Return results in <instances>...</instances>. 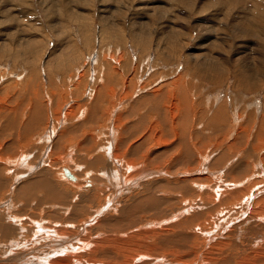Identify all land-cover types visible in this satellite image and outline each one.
<instances>
[{
	"label": "rangeland",
	"instance_id": "374dc122",
	"mask_svg": "<svg viewBox=\"0 0 264 264\" xmlns=\"http://www.w3.org/2000/svg\"><path fill=\"white\" fill-rule=\"evenodd\" d=\"M242 60L246 62L242 63ZM177 84L184 90V96L189 102L186 105L190 107V114L185 117L187 133L183 130L184 135L179 132L180 115L171 112L173 102L177 101V97L181 98ZM0 89V94L3 92V95H0L2 101L0 106L4 104L0 112L3 111L0 114L3 115L0 116V141L2 140L0 214L3 216H0L6 218L3 223L16 225L19 227L16 229L21 230L8 240L14 241L25 237L28 240H24L25 244L30 243L33 244L32 247H37L38 244L50 242V239L52 241L55 238L54 225L56 227L60 225V228L57 227L59 229H65L67 226L74 228L77 226V229L80 226L85 229L94 227L98 220L113 215L116 208L125 203L127 195L128 199L132 197V192L126 191L127 188L133 186L132 188L136 189L138 183L147 181L143 179L148 177L142 174L147 172V168L144 169L147 162L145 159L157 156L161 162L165 160V164L159 168L163 171L161 176L164 178L173 182L185 177L201 178L196 183L209 186L203 190L204 185H200V189L204 193L206 191L202 198L212 197L215 192L212 186L223 180L242 178L240 180L242 182L249 178L252 183L246 181V185L243 184L239 189L236 187L237 190L234 188L237 192L246 189L244 194H240L242 204L241 202L239 204L240 198L236 196L222 208L201 210L197 207L200 201L197 196L193 198L189 195L183 197L184 200L181 199L182 203L188 202L186 207H181V201L176 197L174 206L169 205L172 204L170 202L167 203L164 208L170 206L172 208H169L171 212H167L164 220L167 219V222L171 223L181 218L184 219L183 223L186 226L182 232H176L181 235L179 239H172L170 242L162 240V244H157V247L164 249L160 248L159 254H152L155 258L156 256L163 259L173 258L171 252L174 249H187L188 246H193L201 247V253L197 252L183 258H187L189 262L195 258L192 264H216L206 259L204 251L209 248L207 245L204 247L205 250L201 251L206 241L209 244L216 242L213 245L219 243L226 245L230 241L246 247L248 245L253 247L258 242L261 244L255 247L262 245L260 239L263 237L259 239L262 234L260 222L252 224L248 229L244 221L252 214L251 212L260 209V203L255 204V200L263 194L259 186L263 181L259 165L264 153L254 139L247 141L245 138L243 142H235V139L238 134L247 131L253 136L255 127L259 125V118L264 114V0H0ZM31 93L37 94L36 98L40 97L39 100L37 98L40 105L37 104L39 106L29 112L34 106ZM158 95L162 98L167 97L168 106L172 103L167 107L166 116L160 114L163 116V122L170 121L167 129L171 137H166L169 138L170 147L174 144L172 148H176V150L171 148L174 152L170 151L165 155L160 152V148H164L163 145L153 143L155 135H161L162 126L158 115L147 114L151 104L147 102L136 109L133 108L139 100L147 101L149 97L154 98ZM5 108L9 112L5 113ZM176 108H180V105H176ZM6 109L5 111H8ZM219 109L221 111L218 112ZM219 113L222 114V119L216 126L213 117L217 120ZM140 116L143 117V121H140V118L142 119ZM32 118V127L29 125L26 129L28 132L22 133L23 124ZM138 120L145 123V127L141 126L137 132L129 129V126ZM152 123L155 126L152 140L147 141L136 156H130L128 151L140 142L139 140L144 137L145 128ZM26 130L24 129V132ZM62 131L69 133L65 134L63 142L55 144ZM179 138L183 141L188 139L186 140L188 143L184 141L187 145L182 141L178 146ZM119 141H123V147ZM186 146L189 160H183L187 169L183 168L182 171L176 160L178 156L184 155ZM115 149L120 150L119 154ZM157 150L159 152H156ZM145 153L146 157L142 160ZM221 157L222 160L217 163ZM96 158L101 161L98 162ZM194 160L196 164L191 162ZM127 161L132 163L141 161L139 163L143 165L136 164L135 168L128 166L127 169ZM257 162L259 167L255 165ZM88 164L90 167H87ZM171 164L178 168L173 169L175 173H168L165 177L164 170ZM61 165L71 167L70 170L80 174L79 179L88 177L94 186L90 189H77L68 184L70 182L67 179L65 182L62 177ZM137 166L140 168H136ZM241 167H244V170ZM47 169L50 174L48 178L50 177V180L52 178V183L55 184V188L58 187V191L67 195L64 198L67 202L41 204L31 202L32 204L25 205L24 199L15 196L19 186L36 178L35 176L38 177L40 170ZM97 172L99 173L97 178L105 179H99V182L92 180V176L97 175ZM105 180L106 183L109 182L108 186L103 182ZM96 188L101 189L100 192L104 190L109 192L96 191L97 202L88 203L89 205L85 203L86 206L83 204V207H88L87 211L84 210V215L71 216L69 213L76 208L72 206L78 203V197ZM178 191V188L168 189V195L173 196L172 193H176L181 196ZM110 194L112 197H109ZM102 200H105L103 203L107 205L104 206ZM98 202L101 203L100 206ZM176 202L180 205L176 206ZM54 209L62 214L56 216L61 221L56 217L55 220L47 216L49 213L47 211L52 213ZM180 209L186 213L180 216L181 213L177 212L175 220L170 221L171 213L174 214ZM57 210L55 212H58ZM198 210L202 213L199 214ZM151 215L145 214L142 223L154 222L155 219ZM237 216L239 221L237 218L234 220ZM66 218L69 219L68 222ZM40 225L42 228L45 227L44 230L39 229ZM49 226L51 231L48 230ZM140 227L143 226L137 228ZM137 228L131 229V232L138 230ZM36 229L38 235L35 233ZM195 230L198 232L195 233ZM103 233H100L104 235L103 237L110 235L104 231ZM100 234L91 240L100 239ZM191 235H196L197 238L194 239ZM8 240H4L0 235V246ZM35 241L38 244L33 243ZM258 249L241 250L240 252L246 253L239 259H247V264H258L250 263L252 259H256L254 252ZM238 253L235 251L234 255L239 256ZM136 261L138 262V257ZM7 262L9 261L3 258L0 260V264Z\"/></svg>",
	"mask_w": 264,
	"mask_h": 264
},
{
	"label": "bare ground",
	"instance_id": "6f19581e",
	"mask_svg": "<svg viewBox=\"0 0 264 264\" xmlns=\"http://www.w3.org/2000/svg\"><path fill=\"white\" fill-rule=\"evenodd\" d=\"M241 61V60H240ZM243 62H246V60H242V63ZM21 80V79H20ZM178 87H177V90L179 91L178 94H180L181 98H178L177 97V101L176 102H173L172 104V109H171V112L172 113H178L180 116H179V125H180V129H179V132L181 135H184V131L187 133V120H185V117L188 116V114H190V107L188 106L189 102L188 100H186V97L184 96V93L181 88H180V84H177ZM8 87V86H7ZM7 89V88H6ZM251 89V88H250ZM1 90V89H0ZM9 90H10V87H9ZM4 91V90H3ZM6 91V90H5ZM38 91V90H37ZM5 93V92H4ZM35 93V92H34ZM38 93V92H37ZM11 94V93H10ZM32 94V93H31ZM0 95H3V92L1 91V94ZM34 95V97H33ZM37 95V94H36ZM36 95L35 94H32V98L31 100L33 101V105L31 107V110L29 112H32L34 111V108H37L40 103H39V98L37 100L36 98ZM40 95V93L38 94ZM9 96V95H8ZM42 96V95H41ZM6 97V96H4ZM14 98V97H12ZM17 98V97H16ZM6 100V99H4ZM3 100V101H4ZM13 100V99H12ZM44 100V99H43ZM167 97L166 98H162V96H155L154 98L152 97H149L147 101H144V100H139L138 103L135 104V106L133 107L134 109H136L138 106L140 105H143L145 103H150L151 104V108L147 111V114L150 115L152 113H154L156 116L158 115L159 118H160V126H162V131H161V135L158 136V135H155V141L153 142L154 144H157V145H163L164 148H160V152L161 153H164L167 154V152L169 153L170 151H173L171 150V148L173 147H170V143L167 139V137H171L170 135H168V129H167V126L169 124L168 121H162V117L160 116V114H165V116L167 115V107L171 106V104L168 106V103L166 104V101H167ZM0 101H1V98H0ZM29 101V100H28ZM187 101V102H186ZM2 102V101H1ZM23 102V101H22ZM7 103V102H6ZM36 103V104H35ZM183 103V104H182ZM186 103H188L186 105ZM8 104V103H7ZM32 104V103H31ZM39 104V105H37ZM4 105V104H3ZM3 105L0 106V112L1 110L3 109ZM10 105V104H9ZM19 105V104H18ZM176 105H180V108H176ZM186 106V107H183V106ZM6 106V105H5ZM29 106V105H28ZM6 109V108H5ZM4 109V112H9L8 111H5ZM30 109V108H29ZM193 110V109H192ZM14 111V110H12ZM221 111V109L218 110V112ZM16 112V111H15ZM21 112V111H20ZM134 112V111H133ZM160 112V113H159ZM200 112V111H199ZM3 113V111H2ZM0 113V114H2ZM11 113V112H10ZM9 113V114H10ZM202 113V112H201ZM12 114V113H11ZM10 114V115H11ZM136 114H139V113H136ZM170 114V112H169ZM204 114V112H203ZM216 114V113H215ZM122 115V114H121ZM177 115V114H176ZM176 115H175V118H176ZM224 115V114H223ZM0 116H3V115H0ZM37 116V115H36ZM8 117V116H7ZM7 117H4V118H7ZM142 117V116H140ZM222 114L219 113V116L217 117V120L213 117V121L214 123L217 124L219 123V120L222 119ZM145 119V118H144ZM169 119H171V116L169 117ZM174 119V118H173ZM172 119V120H173ZM177 119V118H176ZM143 121V117L142 119L140 118V121ZM164 120H165V117H164ZM167 120V119H166ZM175 120V119H174ZM139 120L137 122H134L131 126H129V129L132 128L134 131L136 130V132L139 130V128H141V126L145 127V123L143 122H140ZM147 121V120H146ZM29 123V124H28ZM33 123V118L32 120L30 121H27L23 124V128H22V133H26L28 132L26 129H28L29 125L31 126ZM150 124V122H149ZM171 124V123H170ZM174 124V122H173ZM172 124V126H173ZM177 124V123H176ZM258 126L255 127V130H254V134L253 136H251L252 133H250V131H247V133H242V134H238V136L236 137L235 139V142H243V140L245 138H247V141H252L254 139V141L257 143L258 142V146L259 148H261V150L263 151L264 153V114H262V116L259 118V121H258ZM149 126V125H148ZM175 126V125H174ZM174 129H176V127H174ZM178 127V125H176ZM32 127V126H31ZM34 127V126H33ZM155 126L153 125V123L151 124V126H149L148 128H143L142 132H143V136L138 142L136 143L135 145H131L132 147L130 148L131 150L128 151L129 152V155L131 156H136V153H138V151L140 149H142V147L146 144L147 141H151L152 140V134L154 135V132H153V128ZM77 128V127H76ZM169 128H171L169 126ZM172 128V129H173ZM24 129L26 130L24 132ZM73 129V128H72ZM125 129V128H124ZM131 129V130H132ZM166 129H167V132H166ZM189 129V128H188ZM21 130V129H20ZM34 130V129H33ZM38 130V129H37ZM127 130V129H126ZM184 130V131H183ZM5 131V129H4ZM30 131V130H29ZM35 131V130H34ZM125 131V130H123ZM141 131V130H140ZM245 131V130H244ZM128 132V131H127ZM132 132V131H129V133ZM135 132V134H136ZM178 132V130H177ZM246 132V131H245ZM69 131H62V133L59 135V138L57 139L56 143L55 144H59V142H63V140L65 139V134L68 135ZM128 133V134H129ZM173 133V132H172ZM160 134V133H158ZM201 134V133H200ZM127 135V133L125 134ZM137 135V134H136ZM174 135V134H173ZM189 135V134H188ZM2 136V135H1ZM112 136V135H111ZM142 136V135H141ZM140 136V137H141ZM167 136V137H166ZM68 137V136H67ZM126 137V136H125ZM69 138V137H68ZM174 138V137H172ZM124 139V138H122ZM178 139V138H177ZM62 140V141H61ZM188 140V139H186ZM186 140H184L185 142H187ZM111 141V140H110ZM182 141L180 138L178 140V143L177 145L180 146L182 144ZM183 141V142H184ZM1 142L2 140L0 141V146H1ZM115 142V141H114ZM118 142V141H117ZM123 141H119V144H121L123 147ZM184 142V144H185ZM92 143V142H91ZM188 143V142H187ZM187 143L185 145H187ZM249 143V142H248ZM12 144V143H11ZM183 144V146H184ZM200 144V143H199ZM3 145V144H2ZM118 145V144H117ZM116 145V147H117ZM177 145H175L177 147ZM10 146V145H9ZM60 146V145H59ZM248 146V145H247ZM110 147V145H109ZM115 147V148H116ZM182 147V146H181ZM187 147V146H186ZM188 147H190L188 145ZM188 147L186 150H184V155L183 156H178L177 157V165L180 167V169H182L183 171V168L187 169L186 168V163H184V159H188L187 156L189 154L188 152ZM256 147V146H255ZM254 147V148H255ZM118 148V147H117ZM175 148V147H174ZM172 148V149H174ZM178 148V147H177ZM125 149V148H124ZM148 149V148H147ZM7 152L9 151V148L6 149ZM176 150V148H175ZM258 150V149H257ZM4 151V150H3ZM110 151V150H109ZM112 151V150H111ZM120 151V150H118ZM117 151V149H115V152L119 154V152ZM182 151V150H181ZM191 151H193L191 149ZM90 152V150H89ZM147 152V151H146ZM156 152H159V150H157ZM174 152V151H173ZM86 153V152H85ZM114 153V157L115 154ZM192 153V152H191ZM194 153V152H193ZM221 153V152H220ZM113 154V153H112ZM124 154V153H123ZM142 154V153H141ZM140 154V155H141ZM173 154V153H172ZM128 155V156H129ZM146 153L143 155V157L141 158L142 160L145 159V156ZM156 155V154H155ZM176 155V154H175ZM192 156V154H190ZM88 156V155H87ZM92 156V155H91ZM148 156V155H147ZM224 156V155H223ZM263 156V159H260L261 160V164L259 165L258 162L255 164L256 166H260L259 170L262 171V175H263V181L259 184V186L261 187L262 189V192L263 194L260 196L259 199L255 200V204L258 205V202L260 203V209L257 210V211H253L251 212L252 214H250L248 216V218L244 221V224L247 223V226H248V229H249V226H251L252 224H255L257 222H260V226L262 227L261 230H262V234L261 236L259 237V239L261 237H263V239H260L262 241V245L260 247H255L257 244H259L260 242L256 243V245H254L253 247H251L252 245H248L247 247L245 245H242L241 243H237V242H229L227 243L226 245H222L221 243L219 244H216V245H213L215 244L216 242H212L211 244H209L207 241L206 243L204 244L203 246V250L205 245H207L209 248L207 250H205L204 252L206 253V259H208V262L211 260L213 262H215L216 264H247V259L245 260H240L239 258L240 257H243L245 255L246 252L244 251H251V250H255V249H258L257 251H255L254 253H256L254 256L256 257V259H252L250 263H256L258 262V264H264V154L262 155ZM96 157V156H95ZM94 157V158H95ZM113 157V156H112ZM113 157V158H114ZM117 157H119L117 155ZM73 158V157H72ZM100 158V157H99ZM148 158V157H147ZM164 158V156H163ZM162 158V159H163ZM167 158H169V155L167 156ZM224 158V157H223ZM97 159V158H96ZM102 159V158H100ZM98 160V162H100L101 160ZM218 159V158H217ZM19 160V159H18ZM147 162L144 166V169L147 168V172H144L142 174H144L145 177H148L146 179H143V180H147V181H142L140 183H138V188L134 189L132 188L133 186L127 188L126 191H130L132 192V197L131 198H126L125 197V203L122 204L120 207H114V209L116 208V211L114 213V211L112 213H114L113 215H110L109 217H106V218H103L102 220H98L96 225H94V227H91L89 228L88 227L87 229L85 228H80L77 229V226L74 228V227H70V226H67L65 227V229H59L56 227V225H54L53 227L55 228V232L56 234H53L55 235V238L50 239V242H44V243H41V244H38L37 241L33 242L35 244H38V246H33V244H25L24 238H18L17 240H14V241H11L10 239L8 240V238H13V236H15V234L17 232H20L21 230L19 229H16V228H19V227H16V225H7L5 223H3L4 221H6V218L4 219L2 216H0V235H1V238H3L4 240H8V241H4L3 244H1L2 246H0V260L3 258L9 262H7V264H15V263H20V264H127L128 262H131L133 264H192L193 262V258L192 261H187L185 258V256H191L197 252H200V249L201 247H196L194 248L193 246H188L187 249H174L171 254L173 256V258H165L163 259L162 257L160 258L159 256H156V258L154 257V255L152 254H159V251H160V248L161 249H164L163 247H157V244H162V240L163 241H167V242H170L172 241V239H179L180 236L176 233V232H182L183 230H185V226L184 223H183V220H181V218H178V220L174 218V216L177 214V212H180L182 216L183 214L186 213V211L180 209L178 211L175 212V210H172L174 211L172 214L171 213V216H170V221L171 220H175V222H171V223H168L167 219L164 220V217L167 215V212H171L169 209L172 205L174 206V203H175V197L177 199H179L178 201H181L184 200L183 197H187L188 195L189 196H192L193 198H195V196H197L196 198H198L200 201L197 205V207L201 210H212V208L215 210L217 208H222V206H225L226 204H228L230 201H232L236 196H238L240 199H239V204L241 202H243V199H242V196L240 194H244L246 189L244 190H241V191H236L237 188L239 189L243 184L246 183V181H250L249 178H245L242 182L240 181L241 179L239 180H236L237 178L233 179L231 178L232 180L231 181H226V180H223L221 181L220 183L218 182L217 184H212V188L215 190L214 192V195H212V197H209L207 198L205 196V198H202L201 196H204V194H206V191L204 193L203 190H205L207 187H209L208 185L206 184H201L200 182L199 183H196L197 181H199L201 178H188V177H185L183 179H180L176 182H173L172 180H169V179H166L164 178L162 175V170H160L159 168H161V166H163L165 164V160L164 161H160L159 158H157V156H152L150 157L148 160L145 159ZM189 160V159H188ZM187 160V161H188ZM222 160V157L219 158V160H217L218 162L217 163H220V161ZM254 160V159H253ZM258 160V159H257ZM118 161V160H117ZM136 161V160H135ZM12 162V161H11ZM71 162V160H70ZM93 162H95L93 160ZM141 162V161H139ZM139 162H128L127 161V169H128V166L130 167H134L136 166V164H142V163H139ZM191 162H194L195 163V160L194 161H191ZM204 162V161H203ZM112 163V162H111ZM171 163V162H170ZM183 163V164H181ZM214 163V162H213ZM216 163V164H217ZM222 163V162H221ZM237 163V162H236ZM73 165V163H71ZM70 164V165H71ZM97 164V163H95ZM157 164V165H156ZM196 164V163H195ZM204 164V163H203ZM215 164V163H214ZM3 165V164H2ZM5 165V164H4ZM75 165V164H74ZM79 165V164H78ZM99 165V164H97ZM97 165H94V166H97ZM135 165V166H134ZM139 165V166H140ZM143 165V164H142ZM190 165H193L190 163ZM218 165V164H217ZM239 165L242 166L241 163H239ZM246 165V163L244 164ZM93 166V167H94ZM194 166V165H193ZM197 166V165H196ZM247 166V165H246ZM258 166V167H259ZM1 167V166H0ZM46 167V166H45ZM68 167V168H67ZM67 167L65 165H61V173H62V177L64 178L65 182L69 181L70 185L72 186H75L77 189H90L94 186V183L93 181H91L88 177L86 178H82L79 179L78 177H80V174L76 173V172H73L72 170H70L69 166L67 165ZM73 167V166H72ZM87 167H90V165L88 164ZM92 167V168H93ZM204 167V166H203ZM76 167H74L75 169ZM136 168H140V167H136ZM157 168V169H156ZM177 166L176 165H173L171 164L170 166H168L167 168H165L164 170V176L167 177L168 173H172L175 171L174 170H177ZM190 168V167H189ZM218 168V167H217ZM242 168V167H241ZM255 168V167H254ZM68 170L70 175L74 178V179H69L65 174H64V170ZM72 169V168H71ZM96 169V168H94ZM107 169H109L107 167ZM114 169V168H113ZM174 169V170H173ZM216 169V168H215ZM244 170V167L242 168ZM246 169V168H245ZM1 170V168H0ZM84 170V168L82 169ZM190 170V169H189ZM222 170V169H221ZM241 170V169H240ZM242 170V171H243ZM77 171V170H76ZM96 171V170H95ZM109 171V170H108ZM114 171V170H113ZM123 171V170H122ZM126 171V169H125ZM155 171V172H153ZM226 171V170H225ZM225 171L223 172L225 174ZM248 171V170H247ZM210 172V171H209ZM80 173V171H79ZM89 173V172H88ZM216 173V172H215ZM239 173V172H238ZM15 174V173H14ZM98 172H97V175H94L92 176L93 178H91L92 180L95 179L97 180L98 182L100 180H103L105 179L103 177V179H100V178H97L98 176ZM102 174V173H101ZM100 174V175H101ZM107 174V173H106ZM131 174V172H130ZM134 174V173H133ZM230 174V173H229ZM37 176H35L36 178H33L32 180L30 181H27L26 183H23L21 186H19V189L18 191L16 192L17 194L15 195L17 198H21V199H24L26 201V204L25 205H29L31 202H34V203H38V204H41L43 202H47V203H56V201H58L59 203H65L67 202L66 200H64V198L67 196L65 193H62L60 192V190L58 191L57 188H55V184L52 183L50 184L49 182H46L47 180V177L50 175L48 174V169L46 171L44 170H40L39 173L37 174ZM104 175V174H103ZM110 175V173L108 174ZM239 175V174H238ZM237 175V177H238ZM82 176V175H81ZM84 176V175H83ZM102 176V175H101ZM105 176V175H104ZM111 176V175H110ZM113 176V175H112ZM137 176V175H136ZM231 176V174H230ZM234 176V175H233ZM236 176V175H235ZM253 176V175H252ZM109 178V176H107ZM214 177V176H213ZM50 178V177H49ZM114 178V177H113ZM56 179V178H55ZM67 179V181H66ZM100 179V180H99ZM111 179V178H110ZM25 180V179H24ZM52 180V178H51ZM54 180V179H53ZM59 180V179H58ZM94 180V181H95ZM120 180V179H119ZM118 180V181H119ZM123 180V179H121ZM126 180V179H125ZM138 180V178H137ZM141 180V179H140ZM175 180V179H174ZM254 180V179H253ZM23 181V180H22ZM116 181V180H115ZM114 181V182H115ZM132 181V179H131ZM171 181L173 183H171ZM204 181V180H203ZM260 181V180H259ZM62 182V181H61ZM60 182V183H61ZM97 182V183H98ZM106 183V180L103 181ZM113 182V180H112ZM251 182V181H250ZM41 183H44V184H49V187L48 188H42L40 186ZM107 183H109L107 181ZM106 183V185H107ZM116 183V182H115ZM121 183V182H120ZM123 183V182H122ZM206 183V181H205ZM211 183V182H210ZM252 183V182H251ZM62 184H64V182H62ZM132 184V183H131ZM247 184V183H246ZM245 184V185H246ZM255 184L256 183V180H255ZM43 185V184H42ZM66 185V184H65ZM99 185V184H98ZM96 185V187L98 186ZM117 185V184H116ZM124 185V184H123ZM130 185V183H129ZM134 185V184H133ZM200 185H204V189L201 190L200 189ZM250 185V184H249ZM58 186V185H57ZM104 186V185H103ZM108 186V185H107ZM118 186V185H117ZM121 186V185H120ZM136 186V185H135ZM252 186V185H251ZM258 186V187H259ZM69 187V186H66V188ZM100 187V186H99ZM98 187V188H99ZM105 187V186H104ZM115 187V186H114ZM113 187V188H114ZM119 187V186H118ZM122 187V186H121ZM237 187V188H236ZM257 187V188H258ZM3 188V187H2ZM101 188V187H100ZM103 188V187H102ZM106 188V187H105ZM171 188H178L179 191L178 193L181 194L178 195L176 193H172L173 196H169L168 195V189L170 190ZM229 188V189H227ZM236 188V190L234 189ZM47 189V190H46ZM64 189V187H63ZM108 189V188H107ZM212 189V190H213ZM67 190V189H66ZM71 190V189H68V191ZM99 190V191H98ZM101 189H94L93 191H89L87 193H83V195L81 194L79 197H78V203L72 207H76L74 208L73 211H70L69 214H71V216H82L85 214V211H87V208L86 207H83L82 205L85 204V203H94L95 201L97 202L96 200V196L97 194H95L96 191H98V193H107L109 192V190H104L102 192H100ZM112 190V189H111ZM125 190H123L124 192H126ZM209 190V189H208ZM211 190V191H212ZM250 190V189H249ZM78 191V190H77ZM107 191V192H106ZM114 191V190H112ZM111 191V192H112ZM123 191H122V195H123ZM39 192H42V193H39ZM174 192V191H172ZM208 192V191H207ZM259 192V191H258ZM74 193V192H72ZM97 193V192H96ZM120 193V192H119ZM118 193V195H119ZM127 193V192H126ZM213 194V192H211ZM210 193V194H211ZM239 193V194H238ZM254 193V192H253ZM41 194V196H40ZM77 194V193H76ZM112 194V193H111ZM110 194L109 197H112ZM125 194V193H124ZM130 194V193H129ZM184 194V195H182ZM260 194V193H259ZM78 195V194H77ZM102 195V194H100ZM104 195V194H103ZM109 195V194H108ZM117 195V194H116ZM121 195V194H120ZM252 195V194H251ZM130 196V195H129ZM258 196V195H257ZM114 197V195H113ZM117 197V196H116ZM250 197V196H248ZM253 197H256L253 195ZM252 198V197H251ZM100 199V197H99ZM109 199V198H108ZM121 199V198H119ZM128 199V200H127ZM205 199V200H204ZM245 199H249V198H246ZM23 200V201H24ZM75 200V199H74ZM188 200V199H186ZM73 201V200H72ZM105 201V200H104ZM102 200V204H104V202ZM251 201V199L249 200ZM254 201V200H253ZM100 202V200H99ZM99 206L101 203H99ZM106 202V201H105ZM111 202V201H110ZM123 202V200H122ZM172 203V204H169L171 205L170 207L168 208H164L165 205H167V203ZM237 202V203H238ZM246 202V201H245ZM244 202V204H245ZM69 203V202H68ZM188 202L186 201L182 203L181 201V207L185 206L186 207V204ZM190 203V202H189ZM250 203V202H249ZM16 204V203H15ZM32 204V203H31ZM206 206H202V205H205ZM214 204H217L218 206H214ZM235 204V203H234ZM34 205V204H33ZM62 205V204H61ZM89 205V204H88ZM94 205V204H93ZM92 205V206H93ZM107 205V204H104V206ZM111 205V204H110ZM180 205V204H178ZM177 205V202H176V206ZM237 205V204H236ZM253 205V204H251ZM256 205V206H257ZM42 206V205H41ZM47 206V205H46ZM60 206V205H59ZM86 206V204H85ZM97 206V205H95ZM175 206V207H176ZM194 206V205H193ZM229 206H231V204H229ZM228 206V207H229ZM233 206V205H232ZM248 206V205H247ZM90 207V206H89ZM113 207V206H112ZM174 207V208H175ZM196 207V206H195ZM227 207V208H228ZM234 207V206H233ZM239 207V206H238ZM255 207V206H253ZM5 208V207H4ZM66 208V207H65ZM91 208V207H90ZM99 208V207H98ZM103 208V207H102ZM172 208V207H171ZM188 208V207H187ZM225 208V207H224ZM241 208V207H240ZM59 209V208H58ZM97 209V208H96ZM229 209V208H228ZM51 210V209H50ZM57 209H54L52 213H50L51 211H47L49 212L47 214L48 217H53L55 219V217L57 215H59L60 211L57 210L58 212H55ZM98 210V209H97ZM113 210V208H112ZM110 210V211H112ZM241 210V209H240ZM256 210V209H255ZM92 211H93V208H92ZM95 211V210H94ZM231 211V210H230ZM234 211V210H233ZM231 211V212H233ZM2 212V211H1ZM44 212V211H43ZM46 212V213H47ZM197 212V211H196ZM199 212V210H198ZM202 213V211H200ZM199 212V214H201ZM208 212V211H207ZM242 212V211H241ZM6 213V212H5ZM45 213V214H46ZM58 213V214H57ZM95 213H97L95 211ZM102 213V212H100ZM99 213V214H100ZM104 213V212H103ZM152 214L151 216L153 217V219H155L154 222H149L147 224H143L142 222L144 221L143 220V216L145 214ZM195 213V211H194ZM205 213V212H204ZM213 213V212H212ZM215 213V212H214ZM8 214V213H7ZM91 214V212L89 213ZM87 214V215H89ZM110 214V213H109ZM170 214V213H169ZM198 214V213H197ZM237 214V213H236ZM235 214V215H236ZM62 216V214H60ZM94 215V214H93ZM98 215V213H97ZM108 215V214H107ZM20 216V215H18ZM44 216V214H43ZM64 216V215H63ZM66 216V215H65ZM147 216V215H146ZM169 216V215H168ZM220 216V215H219ZM229 216V215H228ZM59 217V216H58ZM67 217V216H66ZM192 217V216H190ZM198 217V216H197ZM45 218V217H44ZM57 218V217H56ZM62 218V217H61ZM77 218V217H76ZM166 218V217H165ZM174 218V219H173ZM177 218V217H176ZM207 218V217H204V219ZM224 218V217H223ZM236 218L238 219V216L234 218V220H236ZM48 219V218H46ZM52 219V218H50ZM53 219V220H54ZM59 218H57L58 220ZM72 219V218H71ZM99 219V218H97ZM190 219V218H189ZM13 220V218H12ZM11 220V221H12ZM56 220V219H55ZM67 222L69 219H67ZM65 220V222H66ZM73 220V219H72ZM90 220V219H89ZM96 220V219H95ZM200 220V219H199ZM198 220V221H199ZM232 220V219H231ZM10 221V220H9ZM15 221V220H14ZM13 221V222H14ZM19 221V220H18ZM59 221H61V219H59ZM75 221V220H73ZM80 221V220H79ZM187 221V219L185 220ZM193 221V220H192ZM203 221V220H202ZM221 221V220H220ZM225 221V220H224ZM239 221V219H238ZM30 222V221H29ZM45 222V221H44ZM53 222V221H52ZM63 222H64V218H63ZM92 222H93V219H92ZM92 222H90L92 224ZM148 222V221H147ZM165 222V223H163ZM227 222V221H226ZM54 223V222H53ZM62 223V222H61ZM71 223H73L71 221ZM160 223H163L162 225H160ZM187 223V222H186ZM56 224V223H55ZM83 224V223H82ZM80 224V225H82ZM86 224V222L84 223ZM88 224V223H87ZM167 224V225H165ZM176 224V225H175ZM221 224V223H220ZM258 224V223H257ZM20 225V224H19ZM62 225V224H61ZM90 225V224H89ZM157 225H160L157 227ZM164 225V226H163ZM194 225V224H193ZM45 226V225H44ZM43 226V227H44ZM52 226V225H51ZM51 226H49V229L51 228ZM84 226V227H85ZM138 226H143V227H140V228H137ZM151 227H154V228H157V229H154V228H151ZM189 227V226H188ZM202 227V225H201ZM214 227V226H213ZM256 227V226H255ZM38 228V226H37ZM45 228V227H44ZM44 228L39 227V229H43ZM47 228V227H46ZM134 228H137L138 230H134L131 232V229H134ZM22 229V228H21ZM25 229V228H24ZM53 229V228H52ZM57 229V230H56ZM141 229V230H139ZM194 229V228H193ZM254 228H252L253 230ZM257 229V228H256ZM260 229V228H259ZM38 229H36L35 233L37 232ZM97 230V231H96ZM100 232H99V231ZM130 230V232L128 233V231ZM179 230V231H178ZM188 230V229H187ZM186 230V231H187ZM200 230V229H199ZM51 231V230H50ZM103 231L107 234H110V235H107L106 237H103L104 235L100 234L101 232L103 233ZM190 231V229H189ZM192 231V230H191ZM229 231V230H228ZM40 232V231H39ZM49 232V231H48ZM53 232V231H52ZM54 232V233H55ZM193 232V231H192ZM198 231L195 230V233H197ZM217 232V231H216ZM246 232V231H245ZM29 233V231H28ZM34 233V230H33V235L35 234ZM200 233V232H199ZM229 233V232H228ZM236 232L234 231L233 234H235ZM252 233V232H251ZM19 234V233H17ZM22 234V233H21ZM20 234V235H21ZM38 235V233H36ZM42 234V233H41ZM100 234V239L98 238H94L91 240L92 237H95L96 235H99ZM104 234V233H103ZM117 236H115V235ZM206 234V233H205ZM220 234V232H219ZM43 235H45L46 237V234L44 233ZM50 235V234H49ZM113 235V236H112ZM198 235V234H196ZM196 235H191L192 237H194V239L197 238ZM225 235V233H224ZM247 235V234H246ZM25 236V234H24ZM187 236V235H185ZM226 236V235H225ZM34 237V236H33ZM51 237V235H50ZM74 237H77V239H74ZM99 237V236H98ZM126 237V238H125ZM184 237V236H183ZM199 237V235H198ZM218 237V236H217ZM220 237V236H219ZM41 238V237H40ZM43 238V236H42ZM48 236H47V241H48ZM73 238V240H72ZM249 238V237H248ZM184 239V238H183ZM187 239V238H186ZM215 239V238H214ZM229 239V238H227ZM250 239V238H249ZM41 240V239H40ZM198 240V239H197ZM252 240V239H251ZM259 240V241H260ZM28 241V240H26ZM30 241V240H29ZM34 241V240H33ZM186 241V240H185ZM254 241V240H253ZM258 241V240H256ZM1 242V241H0ZM41 242V241H40ZM39 242V243H40ZM188 240L186 242V244H188ZM227 242V241H226ZM255 242V241H254ZM27 243V242H26ZM172 243V242H171ZM248 244V242H247ZM250 244V243H249ZM261 244V243H260ZM31 245V246H29ZM193 245V244H192ZM89 246V247H88ZM239 247V248H238ZM241 250H244L243 252H240ZM238 253L240 252V256L239 253L238 255L239 256H235L234 253ZM201 253V252H200ZM164 254V253H163ZM167 255V254H166ZM204 255V254H203ZM138 257V262L136 261V258ZM194 257V256H193ZM203 257V256H202ZM251 257V256H250ZM142 258H144L143 260H141ZM199 259V258H198ZM205 259V258H204ZM205 259V260H206ZM141 260V261H140ZM154 261V262H153ZM121 262H125V263H121ZM152 262V263H151ZM196 262V261H195ZM200 262V261H199ZM202 262V260H201ZM206 262V261H205ZM249 263V262H248ZM194 264V263H193ZM201 264V263H200Z\"/></svg>",
	"mask_w": 264,
	"mask_h": 264
},
{
	"label": "crops",
	"instance_id": "0c3cea01",
	"mask_svg": "<svg viewBox=\"0 0 264 264\" xmlns=\"http://www.w3.org/2000/svg\"><path fill=\"white\" fill-rule=\"evenodd\" d=\"M46 180H47L46 182H49V183L51 182L50 184H52V180H50L48 177H47ZM42 184H43V185H42ZM45 185H46V187H45ZM40 186H41L42 188H44V187H45V188H48V187H49V184L41 183ZM46 190H47V189H46ZM39 193H42V192H39Z\"/></svg>",
	"mask_w": 264,
	"mask_h": 264
},
{
	"label": "water",
	"instance_id": "95a60500",
	"mask_svg": "<svg viewBox=\"0 0 264 264\" xmlns=\"http://www.w3.org/2000/svg\"><path fill=\"white\" fill-rule=\"evenodd\" d=\"M64 174L69 178V179H74L71 175H70V173H69V171L68 170H64Z\"/></svg>",
	"mask_w": 264,
	"mask_h": 264
}]
</instances>
